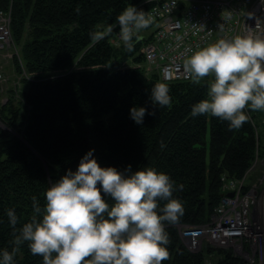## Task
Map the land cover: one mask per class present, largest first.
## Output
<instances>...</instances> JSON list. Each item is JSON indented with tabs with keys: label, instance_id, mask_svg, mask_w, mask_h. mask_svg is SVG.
I'll list each match as a JSON object with an SVG mask.
<instances>
[{
	"label": "trees",
	"instance_id": "16d2710c",
	"mask_svg": "<svg viewBox=\"0 0 264 264\" xmlns=\"http://www.w3.org/2000/svg\"><path fill=\"white\" fill-rule=\"evenodd\" d=\"M152 3L0 0V11L10 12L22 85L9 88V99L0 107L5 125L0 126V254L13 247L7 210H15L19 229L32 216V197L43 208L51 184L68 170L75 172L94 149L102 168H154L174 182L173 198L182 202L184 214L165 224L169 259L162 264H246L232 247L206 241L198 251L190 250L179 227L208 222L226 192L223 176L241 179L258 155L264 156V111L246 108L250 121L233 130L210 114L193 117L192 106L208 98L213 77L199 84L191 78L161 82L158 71L147 69L145 40L139 36L133 37L132 52L116 38V30L91 41V32L114 24L127 6L141 4L138 10L144 11ZM157 83L168 85L170 106L157 105L155 116L146 114L143 124H136L130 109L153 111L150 95ZM102 195L111 207L114 201ZM14 264H43V258L25 243Z\"/></svg>",
	"mask_w": 264,
	"mask_h": 264
},
{
	"label": "clouds",
	"instance_id": "9594fccd",
	"mask_svg": "<svg viewBox=\"0 0 264 264\" xmlns=\"http://www.w3.org/2000/svg\"><path fill=\"white\" fill-rule=\"evenodd\" d=\"M152 23L147 12L129 5L114 24L91 32L90 38L98 43L118 26L126 51L132 52L133 37ZM218 29L223 31V25ZM184 71L197 84L214 78L208 98L192 106L193 117L210 114L228 121L233 130L250 121L246 108L264 111V34L221 38L199 48L184 61ZM169 92L167 84H155L150 95L154 110L132 107L130 117L143 124L146 114L156 115L157 105L170 106ZM93 152L85 154L75 172L68 170L51 184L43 208L32 197V216L19 229L15 210H7L13 247L2 251L0 264H14L25 243L43 264H162L169 259L165 224H175L184 214L182 202L173 198L174 182L154 168H102ZM102 193L114 201L111 207ZM160 202H165L162 207Z\"/></svg>",
	"mask_w": 264,
	"mask_h": 264
},
{
	"label": "built area",
	"instance_id": "2783aa9c",
	"mask_svg": "<svg viewBox=\"0 0 264 264\" xmlns=\"http://www.w3.org/2000/svg\"><path fill=\"white\" fill-rule=\"evenodd\" d=\"M147 1L154 2L144 10L153 23L137 36L145 40L147 69L158 71L161 82L190 79L184 71V61L199 48L221 38L232 39L249 32L264 34V0ZM218 25H223V31ZM6 28V24H0V46L8 42ZM114 30L121 40L119 27ZM223 179L226 192L211 219L199 225H180L181 238L192 251L201 249L205 239L213 245L232 247L246 264L264 262V217L261 226L256 209L258 190L248 189L243 180Z\"/></svg>",
	"mask_w": 264,
	"mask_h": 264
},
{
	"label": "rangeland",
	"instance_id": "374dc122",
	"mask_svg": "<svg viewBox=\"0 0 264 264\" xmlns=\"http://www.w3.org/2000/svg\"><path fill=\"white\" fill-rule=\"evenodd\" d=\"M3 15V16H1ZM4 18V19H3ZM10 12L0 11V24H6V31L9 33L8 42L4 46H0V107L6 103L9 99V88L14 87L15 90H19L22 85L20 82L21 76H19L15 69L14 56H20L18 45L13 40L10 29ZM9 25V27H8ZM0 126L4 127V123L0 119ZM19 136H21L18 133ZM243 180V183L248 189L253 187L258 190L257 202L258 219L261 226H263L264 217V156L258 155L253 165L247 171L243 178H236ZM206 240L202 241L204 244ZM185 243V242H184ZM210 243V242H209ZM234 247V246H233ZM257 264V263H256ZM259 264H264L261 262Z\"/></svg>",
	"mask_w": 264,
	"mask_h": 264
},
{
	"label": "water",
	"instance_id": "95a60500",
	"mask_svg": "<svg viewBox=\"0 0 264 264\" xmlns=\"http://www.w3.org/2000/svg\"><path fill=\"white\" fill-rule=\"evenodd\" d=\"M227 194H228V195H233V192H228Z\"/></svg>",
	"mask_w": 264,
	"mask_h": 264
}]
</instances>
